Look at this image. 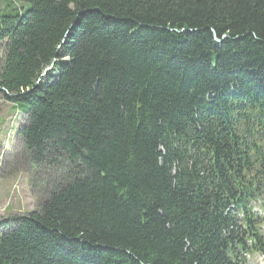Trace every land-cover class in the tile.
<instances>
[{
	"label": "trees",
	"instance_id": "trees-1",
	"mask_svg": "<svg viewBox=\"0 0 264 264\" xmlns=\"http://www.w3.org/2000/svg\"><path fill=\"white\" fill-rule=\"evenodd\" d=\"M0 50L19 136L66 177L0 221V264L264 251V0H0Z\"/></svg>",
	"mask_w": 264,
	"mask_h": 264
},
{
	"label": "rangeland",
	"instance_id": "rangeland-1",
	"mask_svg": "<svg viewBox=\"0 0 264 264\" xmlns=\"http://www.w3.org/2000/svg\"><path fill=\"white\" fill-rule=\"evenodd\" d=\"M26 123V115L13 112L0 93V221L38 210L56 183L66 178L63 171L32 160L18 132Z\"/></svg>",
	"mask_w": 264,
	"mask_h": 264
}]
</instances>
